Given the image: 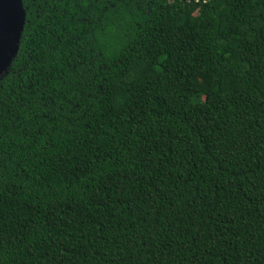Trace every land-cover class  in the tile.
Returning a JSON list of instances; mask_svg holds the SVG:
<instances>
[{
  "label": "trees",
  "instance_id": "1",
  "mask_svg": "<svg viewBox=\"0 0 264 264\" xmlns=\"http://www.w3.org/2000/svg\"><path fill=\"white\" fill-rule=\"evenodd\" d=\"M20 4L0 264H264V0Z\"/></svg>",
  "mask_w": 264,
  "mask_h": 264
},
{
  "label": "water",
  "instance_id": "2",
  "mask_svg": "<svg viewBox=\"0 0 264 264\" xmlns=\"http://www.w3.org/2000/svg\"><path fill=\"white\" fill-rule=\"evenodd\" d=\"M23 24L20 0H0V69L16 52Z\"/></svg>",
  "mask_w": 264,
  "mask_h": 264
}]
</instances>
